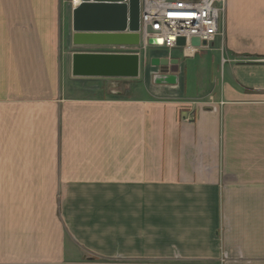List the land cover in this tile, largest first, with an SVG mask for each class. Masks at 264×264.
Segmentation results:
<instances>
[{
  "label": "crops",
  "instance_id": "1",
  "mask_svg": "<svg viewBox=\"0 0 264 264\" xmlns=\"http://www.w3.org/2000/svg\"><path fill=\"white\" fill-rule=\"evenodd\" d=\"M78 3L0 4V264H264V0H226L224 55L147 56L179 66L148 94L72 75L113 51L73 45Z\"/></svg>",
  "mask_w": 264,
  "mask_h": 264
},
{
  "label": "water",
  "instance_id": "2",
  "mask_svg": "<svg viewBox=\"0 0 264 264\" xmlns=\"http://www.w3.org/2000/svg\"><path fill=\"white\" fill-rule=\"evenodd\" d=\"M141 0H81L74 10L72 43L76 47H133L142 46ZM149 44H159L157 39L150 38ZM185 38L178 39V45L184 46ZM194 47L207 46L200 38L193 37ZM147 54L141 52H99L75 51L72 54V75L75 77L96 78H138L141 75L142 62ZM177 60L169 65L168 58L152 59L160 65L161 71L177 73ZM177 76L158 75L155 82L175 83Z\"/></svg>",
  "mask_w": 264,
  "mask_h": 264
},
{
  "label": "built area",
  "instance_id": "3",
  "mask_svg": "<svg viewBox=\"0 0 264 264\" xmlns=\"http://www.w3.org/2000/svg\"><path fill=\"white\" fill-rule=\"evenodd\" d=\"M225 21L226 0H141L142 46L111 47L112 52L134 51L146 54L151 46H155L169 50L181 49L189 57L194 56L201 48L214 45L219 36L224 55ZM182 37L186 39V44L179 46L178 39ZM193 37L200 38L202 42L206 41L207 46H192ZM150 38L157 39L160 43L150 45ZM226 61L228 59L223 56V62Z\"/></svg>",
  "mask_w": 264,
  "mask_h": 264
},
{
  "label": "rangeland",
  "instance_id": "4",
  "mask_svg": "<svg viewBox=\"0 0 264 264\" xmlns=\"http://www.w3.org/2000/svg\"><path fill=\"white\" fill-rule=\"evenodd\" d=\"M8 2L11 0H0V4H2L3 2ZM49 1V0H48ZM2 24L0 23V26ZM220 37L217 36V39L214 42V45H210L209 48L212 49V51H216L220 48ZM139 51V50H137ZM64 52V60H67L68 57V52L67 51V47L63 49ZM174 54L166 49H159V47H155V46H151L148 51L146 52L147 56H151L152 53L153 55H157L160 57H174L178 56L181 59L185 60V62L189 65H195L197 60H194L193 58H184L182 56V51L180 49H174L173 50ZM149 54V55H148ZM39 54L34 55L33 53H31V51L29 50V48H27V51L25 53V56L22 57V62L24 61H32L34 57L38 56ZM42 62L43 64H47L49 61V57H51V54H49V51L47 50H43L42 53ZM53 56V55H52ZM146 56V58H147ZM13 56L9 55V54H4L2 55L0 53V61H12ZM144 63H146V59L143 60ZM224 67L221 66V68H217L215 71H213V73L206 72V73H200L199 71H197V66H187V70L185 72V74L182 76L185 86H186V90H187V95L188 96H195L198 97L199 95H202L204 93V91L206 89H214L216 84H217V79L219 81L224 80L225 77V73H224ZM156 71H161V67H153V66H142V70H141V75L138 78H116L115 80L119 81V84L122 88H135V89H139L137 91L139 92H143V94H148V90H152L155 87V72ZM112 79V78H110ZM136 92V91H134Z\"/></svg>",
  "mask_w": 264,
  "mask_h": 264
},
{
  "label": "bare ground",
  "instance_id": "5",
  "mask_svg": "<svg viewBox=\"0 0 264 264\" xmlns=\"http://www.w3.org/2000/svg\"><path fill=\"white\" fill-rule=\"evenodd\" d=\"M78 2V1H77ZM81 2V0H79V3ZM79 3L77 5H79Z\"/></svg>",
  "mask_w": 264,
  "mask_h": 264
}]
</instances>
